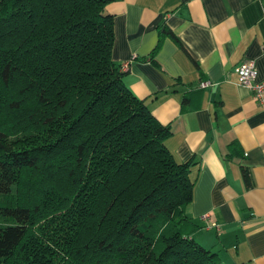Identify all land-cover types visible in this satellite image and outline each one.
Here are the masks:
<instances>
[{
	"label": "trees",
	"instance_id": "1",
	"mask_svg": "<svg viewBox=\"0 0 264 264\" xmlns=\"http://www.w3.org/2000/svg\"><path fill=\"white\" fill-rule=\"evenodd\" d=\"M111 1L0 0V264H222L191 235L196 163L112 59Z\"/></svg>",
	"mask_w": 264,
	"mask_h": 264
},
{
	"label": "crops",
	"instance_id": "2",
	"mask_svg": "<svg viewBox=\"0 0 264 264\" xmlns=\"http://www.w3.org/2000/svg\"><path fill=\"white\" fill-rule=\"evenodd\" d=\"M105 9L112 59L129 63L125 84L171 128L175 159L196 163L192 237L222 264H264V108L234 72L248 60L264 79V0H112ZM163 24L176 39L161 37ZM154 48L156 62L142 60Z\"/></svg>",
	"mask_w": 264,
	"mask_h": 264
},
{
	"label": "built area",
	"instance_id": "3",
	"mask_svg": "<svg viewBox=\"0 0 264 264\" xmlns=\"http://www.w3.org/2000/svg\"><path fill=\"white\" fill-rule=\"evenodd\" d=\"M122 69H128L129 63L126 62ZM234 72L237 75V84L247 87L255 100L264 108V79L257 81L255 77V70L252 62L244 60L234 67ZM208 85L207 82H201L199 87L204 88ZM208 217V216H207ZM212 226L216 224L211 222Z\"/></svg>",
	"mask_w": 264,
	"mask_h": 264
},
{
	"label": "bare ground",
	"instance_id": "4",
	"mask_svg": "<svg viewBox=\"0 0 264 264\" xmlns=\"http://www.w3.org/2000/svg\"><path fill=\"white\" fill-rule=\"evenodd\" d=\"M256 77V76H255ZM247 88V87H246Z\"/></svg>",
	"mask_w": 264,
	"mask_h": 264
}]
</instances>
